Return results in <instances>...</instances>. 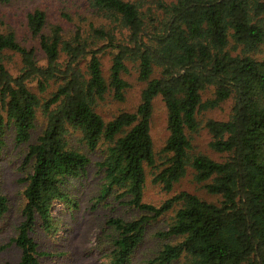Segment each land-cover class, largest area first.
<instances>
[{
  "label": "trees",
  "instance_id": "16d2710c",
  "mask_svg": "<svg viewBox=\"0 0 264 264\" xmlns=\"http://www.w3.org/2000/svg\"><path fill=\"white\" fill-rule=\"evenodd\" d=\"M154 1L160 18L145 15L132 0H89L129 31L126 42L116 41L112 32L92 26L106 38L96 48L80 38L79 29L71 40H64L56 25L44 33L45 11L34 8L27 23L38 37L45 65L37 63L34 49L22 45L11 30H0V149L12 126L15 142H28L23 166L30 167L22 178V219L11 238L20 256L10 264H40L45 252L31 231L37 220L46 231L55 228L54 202L71 200L66 182L85 172L90 158L71 144L73 134L89 150L106 145L97 162L103 171L99 196L116 191V197L128 196L129 205L148 212L131 219L107 218L113 232L109 264H129L147 222L171 209L167 228L158 234L173 240L164 242L149 264H264V56L254 55L264 46V0ZM108 46L114 52L106 79L100 53ZM5 50L20 54L18 73L6 67ZM61 50L67 55L63 63ZM83 57L84 70L79 66ZM126 59L137 61L138 78L145 82L140 100L134 110L105 119L95 105L109 89L123 99L129 85L122 76ZM34 78L41 92L51 79L59 80L43 102L29 87ZM158 95L166 107L168 130L161 164L156 163L150 132ZM227 100L226 118L200 119ZM39 106L45 124L29 142ZM201 126L210 135L209 147L225 154L222 159L193 151L192 134ZM146 166L154 169L152 180L165 190L191 167L194 179L219 199L181 190L158 205L146 202ZM8 207L0 189V219Z\"/></svg>",
  "mask_w": 264,
  "mask_h": 264
},
{
  "label": "rangeland",
  "instance_id": "374dc122",
  "mask_svg": "<svg viewBox=\"0 0 264 264\" xmlns=\"http://www.w3.org/2000/svg\"><path fill=\"white\" fill-rule=\"evenodd\" d=\"M145 15L155 14L160 18L161 9L154 0H132ZM170 2L172 0H163ZM34 8L45 11L46 21L43 32L50 34L56 25L60 28V35L64 40H71L76 29L81 32L80 38L84 39L90 47H98L106 42V38L95 34L92 26L112 32L116 41H127L128 29L123 27L115 17L103 10L93 7L89 0H9L0 1V30H11L16 39L24 46L34 49L35 60L38 64L45 65V54L39 46L38 37L33 35L28 27L27 14ZM150 21L146 18V27L149 28ZM114 49L108 46L100 53L103 74L108 78L109 66ZM254 55L264 56L262 45ZM6 67L14 74L20 71L22 62L20 54L16 51L5 50L3 52ZM66 53L61 50L59 62H65ZM127 70L122 73L128 82L124 89L123 99H117L109 89L104 97L98 100L95 109L103 118L109 119L119 111H132L140 100L141 89L145 82L138 78L137 61L126 59ZM86 58L79 62L82 70L85 68ZM155 69L153 75H157ZM45 91H40L36 79L29 81V87L39 94L43 102L58 84V79H51ZM231 100L221 103L220 106L209 109L202 113L200 119L207 117L226 118L230 110ZM45 124V116L39 106L36 113L35 125L31 130L29 142L35 141L37 135L42 131ZM150 132L153 140L154 154L157 164H161L163 157L162 147L168 135L166 126V107L161 96L153 100V111L150 122ZM6 143L0 149V189L7 195L9 207L0 219V264H10L18 260L20 248L11 241L16 234V228L22 219L21 206L23 202L22 189L24 186L23 176L30 170L29 165L23 166V159L28 142L16 143L14 140V129L10 126L5 136ZM210 135L206 128L200 127L192 134L193 151L209 154L216 159H222L225 154L212 150L208 142ZM71 144L78 146L86 152L90 160L85 172L80 176L71 177L66 182V190L71 200H56L53 204L52 214L55 228L46 231L42 228L39 220L36 221L31 235L37 242L40 251V264H109L110 238L112 229L106 223L110 216H118L123 219L138 217L147 211L139 210L129 205L126 200L128 196L118 198L116 191L99 196L102 184L103 171L97 162L104 156L105 144H99L94 150H89L82 143L78 134H73ZM145 183L143 189V200L158 205L166 198L186 190L197 194L199 197L210 201H217L218 195L209 193L203 182L194 179L193 170L187 168L186 173L176 181L170 190H165L158 182H154L153 170L145 167ZM172 209L157 217L151 218L146 226L143 239L137 245L131 255L129 264H149L150 260L166 241L173 238H163L159 231L167 228L172 216ZM180 260H174L170 264H179Z\"/></svg>",
  "mask_w": 264,
  "mask_h": 264
}]
</instances>
